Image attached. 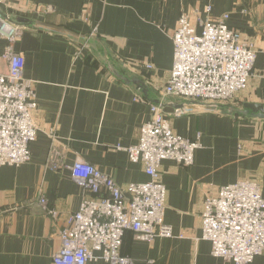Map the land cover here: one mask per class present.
Listing matches in <instances>:
<instances>
[{
	"label": "crops",
	"instance_id": "obj_1",
	"mask_svg": "<svg viewBox=\"0 0 264 264\" xmlns=\"http://www.w3.org/2000/svg\"><path fill=\"white\" fill-rule=\"evenodd\" d=\"M0 10L27 28L15 52L25 57L38 102L31 161L0 169V264H53L69 217L91 197L72 179L75 163L97 167L125 191L149 181L126 149L151 120V104H161L174 132L201 147L190 167L161 164L172 236L148 243L128 231L121 255L132 264H234L214 257L203 240L202 206L209 194L245 180L257 181L264 196V119L207 110L165 97L164 89L180 16L228 15V26L256 51L248 88L229 105L264 106V0H11ZM6 47L0 37V73L7 72ZM96 256L88 264H111ZM251 264H264V254Z\"/></svg>",
	"mask_w": 264,
	"mask_h": 264
},
{
	"label": "built area",
	"instance_id": "obj_2",
	"mask_svg": "<svg viewBox=\"0 0 264 264\" xmlns=\"http://www.w3.org/2000/svg\"><path fill=\"white\" fill-rule=\"evenodd\" d=\"M11 0H0V6ZM210 15L211 8L207 9ZM229 16L219 20L183 13L171 35L174 63L164 95L202 106L229 105L248 88L256 51L242 34L228 26ZM27 28L0 10V37L7 41L0 73V169L21 167L31 161L30 146L38 127L33 120L38 108L32 81L24 76L25 57L15 52ZM146 67L152 69L151 64ZM152 118L142 126L139 141L126 149L132 162H142L148 182L123 190L97 167L77 162L72 179L91 197L69 217L60 234L61 248L53 264H88L100 258L111 264H132L121 255L126 232L148 243L172 236L165 223L167 188L160 172L164 160L194 164L199 141L174 132L164 107L151 104ZM182 111L175 110L174 116ZM55 138V130L50 131ZM121 149V148H119ZM45 205L46 200L42 199ZM202 238L212 245V255L234 264H251L264 254V196L257 181L245 180L209 194L201 211Z\"/></svg>",
	"mask_w": 264,
	"mask_h": 264
},
{
	"label": "water",
	"instance_id": "obj_3",
	"mask_svg": "<svg viewBox=\"0 0 264 264\" xmlns=\"http://www.w3.org/2000/svg\"><path fill=\"white\" fill-rule=\"evenodd\" d=\"M34 18L36 19L37 16H35ZM122 79L128 83L135 82L138 84L140 88H142L143 84L142 81H140L139 79L129 80L126 79L125 77H122ZM202 107L207 110H211V109L218 110L223 114H227V115L236 114V116H253L264 119V106L259 104H246L244 106V109H237L231 105H219V106L205 105Z\"/></svg>",
	"mask_w": 264,
	"mask_h": 264
}]
</instances>
